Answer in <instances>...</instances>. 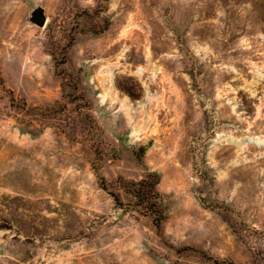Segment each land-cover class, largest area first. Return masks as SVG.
Returning a JSON list of instances; mask_svg holds the SVG:
<instances>
[{
  "label": "rangeland",
  "instance_id": "374dc122",
  "mask_svg": "<svg viewBox=\"0 0 264 264\" xmlns=\"http://www.w3.org/2000/svg\"><path fill=\"white\" fill-rule=\"evenodd\" d=\"M0 264H264V0H0Z\"/></svg>",
  "mask_w": 264,
  "mask_h": 264
},
{
  "label": "trees",
  "instance_id": "16d2710c",
  "mask_svg": "<svg viewBox=\"0 0 264 264\" xmlns=\"http://www.w3.org/2000/svg\"><path fill=\"white\" fill-rule=\"evenodd\" d=\"M130 184L136 186L134 192L140 199L141 211L156 214L155 219L157 224H160L164 216V206L160 194L155 190L156 177L150 174L139 181H132Z\"/></svg>",
  "mask_w": 264,
  "mask_h": 264
},
{
  "label": "water",
  "instance_id": "95a60500",
  "mask_svg": "<svg viewBox=\"0 0 264 264\" xmlns=\"http://www.w3.org/2000/svg\"><path fill=\"white\" fill-rule=\"evenodd\" d=\"M46 14L41 5H36L31 8L29 20L37 25L44 26L46 22Z\"/></svg>",
  "mask_w": 264,
  "mask_h": 264
}]
</instances>
